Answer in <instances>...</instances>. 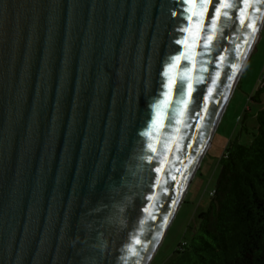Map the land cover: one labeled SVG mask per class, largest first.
I'll use <instances>...</instances> for the list:
<instances>
[{
    "label": "water",
    "instance_id": "obj_1",
    "mask_svg": "<svg viewBox=\"0 0 264 264\" xmlns=\"http://www.w3.org/2000/svg\"><path fill=\"white\" fill-rule=\"evenodd\" d=\"M250 2L255 32L240 0L215 24L185 0H0V264H149L259 39Z\"/></svg>",
    "mask_w": 264,
    "mask_h": 264
},
{
    "label": "trees",
    "instance_id": "obj_2",
    "mask_svg": "<svg viewBox=\"0 0 264 264\" xmlns=\"http://www.w3.org/2000/svg\"><path fill=\"white\" fill-rule=\"evenodd\" d=\"M254 121L248 143L228 141L207 208L164 264H264V108Z\"/></svg>",
    "mask_w": 264,
    "mask_h": 264
},
{
    "label": "rangeland",
    "instance_id": "obj_3",
    "mask_svg": "<svg viewBox=\"0 0 264 264\" xmlns=\"http://www.w3.org/2000/svg\"><path fill=\"white\" fill-rule=\"evenodd\" d=\"M264 65V19L259 30V39L251 50L242 71L240 82L234 87L221 114L205 153L191 176L182 200L167 226L163 237L149 264H164L178 243L190 239L196 224V216L204 211L216 184L220 166L218 160L228 141L246 144L254 131L255 113L264 108V91L259 101H253L257 90V79Z\"/></svg>",
    "mask_w": 264,
    "mask_h": 264
},
{
    "label": "snow or ice",
    "instance_id": "obj_4",
    "mask_svg": "<svg viewBox=\"0 0 264 264\" xmlns=\"http://www.w3.org/2000/svg\"><path fill=\"white\" fill-rule=\"evenodd\" d=\"M186 3L190 4L191 7L187 9L189 12L188 19L191 20L193 16L197 15H206L208 8L211 6L213 8L214 14L211 17L212 23L215 24L217 19L223 15L224 17H229V12L226 9H230L235 7L236 5L233 3V0H185ZM257 3L264 2V0H256ZM240 3L243 4V7L238 9L239 13V21L242 26L246 24L247 28L251 29L253 32L256 31V24L255 22H247L248 20V8L254 7V4L250 2V0H240ZM199 9V11H197ZM259 10V9H257ZM187 29H185L186 31ZM178 59V58H177ZM235 68L236 66L233 65ZM231 79V77H229ZM175 81H170V85L174 84ZM182 87V85H181ZM189 92H191V85L189 84ZM159 171V169H157Z\"/></svg>",
    "mask_w": 264,
    "mask_h": 264
},
{
    "label": "built area",
    "instance_id": "obj_5",
    "mask_svg": "<svg viewBox=\"0 0 264 264\" xmlns=\"http://www.w3.org/2000/svg\"><path fill=\"white\" fill-rule=\"evenodd\" d=\"M257 87L261 88L264 86V65H263V70L261 71L258 79H257Z\"/></svg>",
    "mask_w": 264,
    "mask_h": 264
},
{
    "label": "bare ground",
    "instance_id": "obj_6",
    "mask_svg": "<svg viewBox=\"0 0 264 264\" xmlns=\"http://www.w3.org/2000/svg\"><path fill=\"white\" fill-rule=\"evenodd\" d=\"M260 27H261V26L258 25V27H257V32H259ZM255 39H256V36L254 37L253 41H254ZM251 50H252V46L250 47V51H249V53L251 52ZM207 145H208V143H206V146H207Z\"/></svg>",
    "mask_w": 264,
    "mask_h": 264
}]
</instances>
